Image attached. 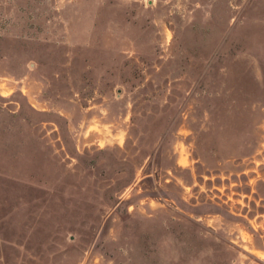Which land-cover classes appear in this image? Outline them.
Instances as JSON below:
<instances>
[{
  "label": "rangeland",
  "instance_id": "1",
  "mask_svg": "<svg viewBox=\"0 0 264 264\" xmlns=\"http://www.w3.org/2000/svg\"><path fill=\"white\" fill-rule=\"evenodd\" d=\"M0 264H264V0H0Z\"/></svg>",
  "mask_w": 264,
  "mask_h": 264
}]
</instances>
